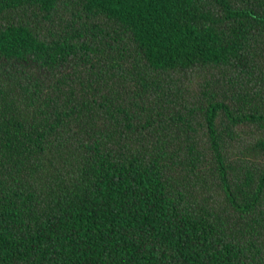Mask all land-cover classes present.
Masks as SVG:
<instances>
[{"label":"trees","instance_id":"16d2710c","mask_svg":"<svg viewBox=\"0 0 264 264\" xmlns=\"http://www.w3.org/2000/svg\"><path fill=\"white\" fill-rule=\"evenodd\" d=\"M0 264H264V0H0Z\"/></svg>","mask_w":264,"mask_h":264}]
</instances>
